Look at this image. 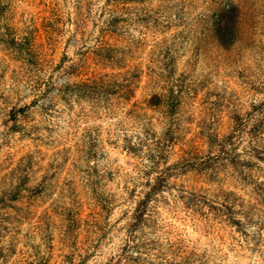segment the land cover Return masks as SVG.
Returning a JSON list of instances; mask_svg holds the SVG:
<instances>
[{"label":"rangeland","instance_id":"1","mask_svg":"<svg viewBox=\"0 0 264 264\" xmlns=\"http://www.w3.org/2000/svg\"><path fill=\"white\" fill-rule=\"evenodd\" d=\"M102 1L84 5L77 32L75 0H0V264L115 263L153 173L121 147L117 117L108 118L102 98L62 90L123 70L97 62L91 46L100 38L139 70L134 99L157 89L150 78L181 85L174 152L195 146L208 154L215 151L208 136L230 133L229 149L239 158L234 168L218 159L212 168L172 176L140 238H156L168 254L193 247L202 264H263V0H232L240 18L226 47L212 29L220 0L127 2L113 34L99 27ZM147 115L159 134V112ZM181 189L208 200L220 189L234 192L244 224H228L207 204L191 210ZM12 190L19 196L7 201ZM149 251L142 264H155V245Z\"/></svg>","mask_w":264,"mask_h":264},{"label":"trees","instance_id":"2","mask_svg":"<svg viewBox=\"0 0 264 264\" xmlns=\"http://www.w3.org/2000/svg\"><path fill=\"white\" fill-rule=\"evenodd\" d=\"M75 1L77 18L75 28L78 32L81 31L78 29H80L79 23H82L80 17L83 12L82 10H84V5H89L91 0ZM132 1L135 0H103L99 6V13H102L99 24L100 29L105 33H115L120 21L124 20L121 12L124 9L123 4ZM87 9L88 11L91 10L89 6ZM239 16L238 9L232 0L219 1L218 7L212 17V29L222 46L226 47L234 41ZM11 41L18 43L14 38ZM115 50V46H111L101 38L97 39L95 45L91 46V51L97 57V62L104 64L112 63L118 69L123 68V70L92 75V77L84 80L67 84L62 89L74 91L78 96L85 95L93 99L97 97L102 98L103 107L108 118L111 116L117 117V120L114 122V129L120 133L121 147L126 152L133 153L139 156L140 159H143L145 170L148 173L150 172V174L153 173L152 177L145 179V189L135 201L130 221L126 228V237L120 246L114 264H120V261H124L127 264H142L145 256L150 253L149 250L152 245H155L156 251L153 253L156 258L155 264H202L199 258L197 260L194 258L196 252L193 247L183 246V248L179 247L176 249L170 247L168 254L156 238H140L139 234L143 233L145 235L143 227H146L147 221L151 217V212L153 213L155 210L152 204L164 192L172 176L190 170L212 168L218 159L226 161L232 168L236 166L239 160L237 152H232L229 149L232 135L230 133H212L207 137V143L210 147H214L215 151H210L205 155H200V151L195 146L193 150L185 151L180 147L174 152L173 146L179 140L181 134L177 122L178 108L182 96L181 85L175 84L173 80H152L150 78L151 82L149 80V84H154L157 89L148 92L147 96L141 100L134 99L141 74L135 66H128L121 57L118 58ZM163 70L165 73H168L165 66ZM161 74L158 73L156 75L162 77ZM55 89L61 90V88ZM113 99L118 100L119 105L115 104ZM26 107L27 104L11 108L9 115L14 117L17 112L24 111ZM148 110L158 111L160 114L162 130L159 134H156L151 127V119L147 115ZM172 153H175L177 158L170 161L168 157ZM181 190V194L178 196L183 198L184 204L191 210H197L201 204H207L214 213L220 218L222 217L228 224L236 225L237 227L244 224L236 216L237 208L235 205L237 196L234 192L220 189V194L217 196L213 195L217 200L213 198L208 200L203 194L194 190ZM18 193L16 190H12L6 195L5 199L7 201L16 200L19 196Z\"/></svg>","mask_w":264,"mask_h":264}]
</instances>
